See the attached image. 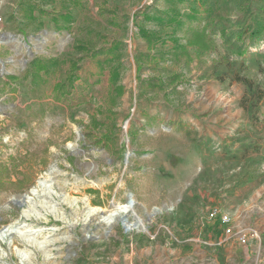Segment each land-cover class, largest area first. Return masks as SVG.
Segmentation results:
<instances>
[{
    "label": "rangeland",
    "instance_id": "rangeland-1",
    "mask_svg": "<svg viewBox=\"0 0 264 264\" xmlns=\"http://www.w3.org/2000/svg\"><path fill=\"white\" fill-rule=\"evenodd\" d=\"M204 26L212 49H187ZM27 152L32 183L0 191V264H264V0H0V161Z\"/></svg>",
    "mask_w": 264,
    "mask_h": 264
},
{
    "label": "trees",
    "instance_id": "trees-1",
    "mask_svg": "<svg viewBox=\"0 0 264 264\" xmlns=\"http://www.w3.org/2000/svg\"><path fill=\"white\" fill-rule=\"evenodd\" d=\"M143 36L148 40L151 44L153 42V36L144 31ZM213 44L210 40L207 28L204 26L201 29L195 30L191 37L187 41V49L194 48L198 52H208L212 49ZM39 63L38 68L40 70L44 69V65ZM138 72L142 68L140 60H136ZM140 77V75L138 74ZM119 77V71L117 69H112L109 76L110 84H116L117 79ZM73 73H70L68 76L69 80H72ZM236 82H243L249 86L252 85L251 79L246 76L236 75L234 78ZM53 90L55 92H61V94H66L65 84L63 82H58L55 84ZM117 94L121 95L124 92V88L122 85L116 86ZM29 152H27L24 156L22 155H12L10 156L11 164L10 166L6 165L3 161H0V191H13L19 192L23 188L27 187L30 183H32L33 178L30 173L27 171V168H22L25 166L31 156H29ZM34 156V155H33ZM13 176H15L13 178Z\"/></svg>",
    "mask_w": 264,
    "mask_h": 264
},
{
    "label": "bare ground",
    "instance_id": "bare-ground-1",
    "mask_svg": "<svg viewBox=\"0 0 264 264\" xmlns=\"http://www.w3.org/2000/svg\"><path fill=\"white\" fill-rule=\"evenodd\" d=\"M39 187H41L46 192L48 191V193L50 192L49 186L47 184H45L44 181H39ZM15 200L16 201L21 200L22 203H25L28 205L27 208L23 209V214L28 218L33 217L36 220H41L45 217V213L51 214L54 217L60 216L59 210L56 208V205L50 200L44 199V200L37 202V204L32 203V202L31 203L25 202V200H23L22 198H18V197H16ZM133 201L135 203L134 198H133ZM133 205L134 204H132L131 201H129V204L127 207L130 208ZM39 207H41V209ZM127 212H128V210H127ZM116 215H117L116 211H109L108 213L102 215L101 219L103 221H105L107 224H112V223H115ZM123 219H126V217ZM123 223H125V227L128 230H131L133 228H137L140 224H143L141 219L139 220V222H131V221L126 219L125 221L123 220ZM33 231H34L33 229L18 230L19 236L22 238V240L24 242H26L27 244H30V245H34V246L40 248L42 252H45L43 242L38 240V238H36V235L33 233ZM17 252H18L19 256L21 257V261L23 264H33L31 262V257H30L29 251L18 250Z\"/></svg>",
    "mask_w": 264,
    "mask_h": 264
},
{
    "label": "built area",
    "instance_id": "built-area-1",
    "mask_svg": "<svg viewBox=\"0 0 264 264\" xmlns=\"http://www.w3.org/2000/svg\"><path fill=\"white\" fill-rule=\"evenodd\" d=\"M210 218L219 221L221 225L223 226L225 234L228 236L234 237L242 245H247L249 242L250 236L254 234L252 232L249 233L243 228L237 229L233 225L232 216L228 212L224 211L218 206L211 208Z\"/></svg>",
    "mask_w": 264,
    "mask_h": 264
},
{
    "label": "water",
    "instance_id": "water-1",
    "mask_svg": "<svg viewBox=\"0 0 264 264\" xmlns=\"http://www.w3.org/2000/svg\"><path fill=\"white\" fill-rule=\"evenodd\" d=\"M23 197H25V195ZM132 197H133V195L131 194L129 201H131V203L134 204V201H133Z\"/></svg>",
    "mask_w": 264,
    "mask_h": 264
},
{
    "label": "crops",
    "instance_id": "crops-1",
    "mask_svg": "<svg viewBox=\"0 0 264 264\" xmlns=\"http://www.w3.org/2000/svg\"><path fill=\"white\" fill-rule=\"evenodd\" d=\"M264 246V245H263ZM248 250H250V248H248ZM263 258H264V254H263ZM264 260V259H263Z\"/></svg>",
    "mask_w": 264,
    "mask_h": 264
}]
</instances>
